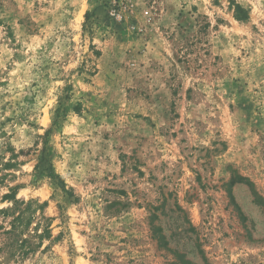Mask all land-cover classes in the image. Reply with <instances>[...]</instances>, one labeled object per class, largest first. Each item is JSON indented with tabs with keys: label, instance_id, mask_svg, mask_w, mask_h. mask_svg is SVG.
<instances>
[{
	"label": "rangeland",
	"instance_id": "obj_1",
	"mask_svg": "<svg viewBox=\"0 0 264 264\" xmlns=\"http://www.w3.org/2000/svg\"><path fill=\"white\" fill-rule=\"evenodd\" d=\"M1 210L0 264H264V0H0Z\"/></svg>",
	"mask_w": 264,
	"mask_h": 264
},
{
	"label": "trees",
	"instance_id": "obj_2",
	"mask_svg": "<svg viewBox=\"0 0 264 264\" xmlns=\"http://www.w3.org/2000/svg\"><path fill=\"white\" fill-rule=\"evenodd\" d=\"M235 12H236V16L239 20H246L247 19V13L244 12L241 7H239V5L235 6ZM24 205L23 202L21 203H17L15 204L14 209L18 208V206H22ZM45 204L43 203L42 205H39L41 209H43L42 207ZM28 209V208H27ZM1 214L5 215L6 214V210H1L0 211ZM22 218L20 216V214H18L16 217H14L12 219V222L10 224V229L6 230L3 232V234L7 235V239H8V247H11L13 255L17 254L18 256L21 257H26L27 255H29L30 253L33 252V247L32 245L28 242L27 239H25L24 237L22 239H19V237L23 234V225H22ZM27 224V223H25ZM24 224V225H25ZM21 227V229H19ZM19 230V231H18ZM18 231V232H17ZM47 232V231H46Z\"/></svg>",
	"mask_w": 264,
	"mask_h": 264
}]
</instances>
